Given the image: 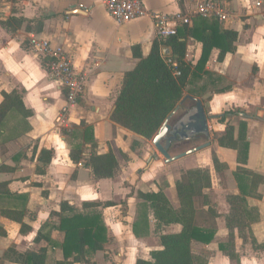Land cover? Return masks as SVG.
<instances>
[{
    "label": "crops",
    "instance_id": "crops-1",
    "mask_svg": "<svg viewBox=\"0 0 264 264\" xmlns=\"http://www.w3.org/2000/svg\"><path fill=\"white\" fill-rule=\"evenodd\" d=\"M36 1L44 10L39 16L0 13L1 20L15 17L33 21L50 16L43 21V29L44 24L50 21L56 23L53 37L43 29L28 36L27 22L12 32L0 25V104L3 101L2 94L17 93L25 109L31 112V116L27 118L30 130L19 138L0 145V184H5V190L10 195H14L11 199L0 200V264H25L27 252L35 249L33 240L39 227L45 222L54 224L58 222L52 214L60 212V205L63 202H68L80 211H83L84 203L100 204L97 209L107 229L108 243L102 250L96 251L89 257L88 264H136L137 260H149L150 252L160 247L157 244V247L151 248L148 242H152L157 234L177 233L181 227L177 224L162 225L155 234L154 220L149 214L148 233L142 232L139 237L133 234L132 227L137 220L140 203L133 199L138 191L145 193L159 191L157 183H154L156 176L160 174L159 163L152 160L151 151L145 157V151L148 149L146 139L115 124L110 120V115L123 83L124 73L132 70L137 63V59L132 55V47L139 46L142 57L150 53L155 39L150 35V31L156 36L153 24L149 19H143L117 25L108 17L100 0ZM143 1L150 12L167 15L191 13L194 3V0H150L151 4L148 6L146 0ZM223 1L233 17L221 25L225 29L238 32L237 27L241 26V23L237 17L239 11L235 6V0ZM260 6L261 2L257 0L248 7L257 9ZM80 8L85 15L71 13ZM31 36L46 39L52 45L61 47L70 59L74 71L84 77V88L78 99L77 108L69 115L64 125H57L55 119L64 102L65 93L50 80L45 61L29 48L25 38ZM261 42L264 43V40ZM189 45L192 43H187L186 51L190 48ZM194 47L195 65L200 57L201 45L195 42ZM166 52L170 53V50L166 49L162 53L163 56ZM214 53L218 56L219 52L214 49L208 61L215 56ZM227 55L229 54L225 55L223 61ZM253 58L257 64H261L258 57ZM237 60L241 61V59ZM185 61L187 62V59ZM128 62L131 66H127ZM258 74L264 78V61ZM229 76V80L233 81V74L230 73ZM203 77L204 75L197 80L199 85L196 84L197 81L193 83L192 87L198 94L195 93L190 97L199 99L202 106L210 110L213 115L217 114L216 110L229 111L227 109L232 105L242 104L246 108L257 106L259 102L254 94L259 89L264 93V87L257 83L254 75H251V79L247 81L244 92L237 87H232L231 91L210 89L206 86ZM209 98L211 99L208 102L202 101ZM245 124L249 150L244 167L264 177V119L255 121L251 117V120L246 119ZM85 131L88 133L84 134ZM133 141L140 143L138 147L141 149L133 152L131 150ZM77 144L82 145L81 159L78 163H73L69 155ZM92 144H95L97 155L105 154L109 150L113 153L119 165L114 178L92 177L85 161L90 155V153L85 154V148H90ZM43 149L52 151L48 164L39 161ZM209 152L211 148L201 151L202 154ZM214 152L219 161L227 165L225 174L229 176L228 180L238 166L236 151L216 146ZM44 183L53 188L48 189L47 200L43 196ZM84 186L89 188V199L77 202L67 198V188L71 187L77 191ZM121 197L124 199L119 201ZM247 200L251 207L257 208L260 221L251 224L246 236L264 240V197L260 200H249V198ZM1 210L21 211L22 222L30 229L25 234H21L20 224L2 216ZM31 213L32 218H30ZM215 223L217 231L210 244L193 242L191 245L192 251L194 247L203 252L210 251L208 256L205 253L193 252L203 260L202 264H264V250L256 252L251 250L249 256H243L240 248L243 244L236 230H234V250L238 259L227 258L219 248L229 240L225 218L220 211ZM225 236L226 242L215 244L219 237ZM51 238L54 242L61 243L63 235L53 231ZM52 254L57 257L53 264L62 259L58 248L50 249L46 264Z\"/></svg>",
    "mask_w": 264,
    "mask_h": 264
},
{
    "label": "trees",
    "instance_id": "trees-1",
    "mask_svg": "<svg viewBox=\"0 0 264 264\" xmlns=\"http://www.w3.org/2000/svg\"><path fill=\"white\" fill-rule=\"evenodd\" d=\"M49 17L33 21L15 17L1 20L0 17V25L5 30L12 32L24 22H27V29H30L31 24L35 22L38 27L37 32H40L43 21ZM189 39L201 45L200 57L194 66L185 61ZM237 40L238 33L225 29L217 20L193 16L190 25L177 28L176 36L166 39L155 38L150 53L146 57H142L139 46H133L132 55L137 59V63L132 70L123 75V83L116 96L110 120L143 139H153L171 113L177 107L184 108V103L180 105V102L185 97V89L188 88L189 91L186 96L198 94L192 86L195 81L207 73L205 66L211 52L214 49L218 50L217 61L222 62L226 54L235 53L234 43ZM163 48L170 50V53L166 52L163 56ZM167 59L177 63L180 72L178 77L173 75L171 68L166 64ZM2 97L0 145L27 133L30 130L27 118L31 116V112L25 109L17 93L2 94ZM186 102V107L194 109L193 102L189 100ZM235 114L237 113H232L229 110L216 116L215 120L217 123L224 124L228 116ZM244 128H246V124L240 123L235 138L233 128L229 127L225 134L217 139V146L220 148L236 151L238 164L233 176L239 193L227 197L230 214L225 217V226L228 230L229 240L227 244L219 247L231 260L238 259L234 250V230L238 227L251 226L250 220L253 222L259 220L257 208L251 207L247 198L260 200L264 197V177L244 167L249 150ZM87 133L85 131L84 134ZM90 140L89 138L88 141L90 142ZM174 144L177 143L170 142L167 148L168 152L173 146L177 147ZM139 145L140 143L133 141L131 150L134 151ZM178 145L181 144L178 143ZM81 147V144H77L71 149L69 157L73 163L80 161ZM91 148L92 151L87 158L86 166L92 177L94 179L114 178L119 170V165L111 150L105 154L97 155L95 144H92ZM51 156V150L43 149L40 152L39 161L42 164H48ZM212 166L215 171L227 169V165L220 162L216 155L212 156ZM5 186V184H0V200L11 199L14 196L5 190ZM210 187L211 177L208 170L194 169L182 173L175 183L179 201L178 208L171 206L161 190L158 192H137L136 197L140 201L139 213L132 227L136 237H139L142 232L148 233L149 214L154 220L155 234L162 225L177 224L181 229L177 233L157 234L156 238L160 249L151 251L149 260H137L136 264H202L203 260L194 255L191 245L193 242L203 245L211 243L217 231L215 219L218 214L211 208L200 213L194 207L193 199L202 195L206 200L203 191ZM1 195L7 196L1 197ZM99 206L100 204L96 203H84L83 211H80L69 205L68 202L61 203L60 212L52 214L58 219V222L56 224L45 222L39 227L33 240L35 249L27 252L25 264H46L50 249L55 248H58L62 255V259L56 261L55 264H88L89 257L96 251L102 250L108 243L107 229L103 223L102 215L97 209ZM1 214L20 224L21 234H25L30 229L22 222L21 211L1 210ZM30 218H32V213ZM53 231L62 233L61 243L52 240L51 233ZM236 231L244 245L247 239L246 232L238 229Z\"/></svg>",
    "mask_w": 264,
    "mask_h": 264
},
{
    "label": "rangeland",
    "instance_id": "rangeland-1",
    "mask_svg": "<svg viewBox=\"0 0 264 264\" xmlns=\"http://www.w3.org/2000/svg\"><path fill=\"white\" fill-rule=\"evenodd\" d=\"M27 1L29 2L27 3ZM255 1L257 0H235L236 3L235 6L239 11L237 13V17L241 23V26L237 27L238 40L236 41V43H234L236 47V51L232 55L231 54L227 55L225 60L221 64L220 62L217 61V57H218L217 53H214L215 56L212 57L211 61H208L206 63L205 71L207 73L204 75L203 79L206 81V86L209 87L210 89H220V90L228 89L229 91H231L232 87H237L242 92H244L247 87V81L251 79V75H254V79L257 81V83L261 84L262 87H264L263 84L264 78L262 75L258 74L260 71V67L264 61V43L261 42L264 40V0H259L261 2V6L258 7L257 9L249 8L248 6L254 3ZM146 4L149 6L151 4V1L146 0ZM43 12L44 10L39 7L36 0L34 1L33 0H0V13L15 14L16 16H23V15L39 16L43 14ZM55 24H56L55 22L53 23L52 21H50L47 24H44V29L43 28L42 29L45 30L44 32H46L47 34H51V37H53V33L56 28ZM37 29H38L37 23H33L30 26V29H27L26 32L28 33V36H30L34 34V32H36ZM150 35L156 38V36H154L151 31H150ZM29 39H30L29 37L25 38L28 46H29ZM188 42L189 44L192 43V45H189L190 48H188V51L186 53L187 54L186 59H187V63H190L191 66H194L193 62L195 59L194 57L196 56L195 54L196 49L194 47L195 42L192 39H189ZM253 57H258L261 64H257L256 60H254ZM237 59H241V61L239 62ZM127 66H131V63L128 62ZM230 73L233 74V78H234L233 81L229 80ZM255 74L257 76H255ZM196 84L199 85V81H197ZM210 86H213V88ZM261 91L262 89L261 90L259 89V91L254 94V96L257 98V101L259 102L257 106L254 107L249 106L246 108L245 105L238 104L229 107L227 110H231L232 113H237L238 115L235 114L228 116L224 124L217 123L215 121V117L210 118V116L220 115L226 111L220 109V111L217 112L216 110L217 114L213 115L212 113H210V110L202 106L204 109V113L207 115V117H209L208 119L209 128L207 135L205 137L198 138L197 141H191L185 148L178 149L177 151L173 150L169 152L171 155H176L188 149L208 143L209 146L206 148H211V152H209L208 154L201 153V151L206 149L204 148L203 150H200L199 152L194 153L192 155L186 156L181 160L166 164L164 158L153 147L151 143L152 139L147 140L148 143L146 142V145H148V149L145 151L146 152L145 157L146 155H148L149 151H151V156L153 158L152 160H155L156 162L159 163L158 170L160 169L159 170L160 174L156 176L154 183H157L159 190L164 192V194L166 195L167 199L169 200L173 208L179 207V201L175 190V183L179 179L180 175L189 170L207 169L209 173H212L210 174V177L212 179L211 187L210 189L203 191L204 195L206 196V200H204L202 195L194 197L193 199L194 207L200 213L205 212L208 208L213 209V211H215L216 214H219L220 211L221 215L224 218L228 214H230V208H229L230 206L227 203V197L232 194L239 193L237 188H235L237 184L233 176L234 173L232 174V177L230 176V178H228L227 180V177L229 176L225 174V170L215 171L212 166V156L213 155L217 156V154L214 152L217 146V139L220 136L224 135L225 131L229 127L233 128L234 131L233 135L235 137L236 134L238 133L239 124L246 123V119L251 120V117L255 121L264 119V93ZM238 92L241 93L240 91ZM188 93H189L188 88H186L184 91V95L186 96ZM210 99L211 98L205 101L202 99V101L208 102ZM184 105L186 106L187 102H184ZM244 134L246 136V128H244ZM139 148L141 149V147H138L134 149L133 152L139 150ZM91 151H92L91 147L85 148V154H88ZM197 154L200 155L196 156ZM85 161H87V159H85ZM43 185H45V189H43V196H45L46 197L45 199L47 200L48 198L46 193L49 192L48 189L52 190L53 188L49 187L46 183H44ZM151 187L152 185H150V188ZM66 194H67V198L73 201H77V202L81 200L84 201L85 199H89V188H86L84 186V187H80L77 191H74V189L69 187L67 188ZM123 199L124 197H121L118 200L122 201ZM249 200H255V199L249 198ZM133 201H139V199L135 197ZM253 217L255 216L253 215ZM259 221L253 222L252 220H250V223L253 225L258 223ZM237 229L248 232L250 231L251 227L250 226L246 228L238 227ZM226 241H227L226 236L222 238L219 237L215 244L217 245L221 242H226ZM238 241L240 240L238 239ZM148 243L151 248H154L157 247L158 241L156 240V238H154L152 239V242L149 241ZM240 248L243 256H249L248 253L251 250L253 252H256L257 250L259 251L264 250V240L249 236L246 239V244H244L242 247L240 246ZM193 252L202 253V254L205 253L206 256H208V254L210 253V251L203 252L201 251V249L195 247L193 248ZM56 258H57L56 255L52 254L48 264H53Z\"/></svg>",
    "mask_w": 264,
    "mask_h": 264
},
{
    "label": "built area",
    "instance_id": "built-area-1",
    "mask_svg": "<svg viewBox=\"0 0 264 264\" xmlns=\"http://www.w3.org/2000/svg\"><path fill=\"white\" fill-rule=\"evenodd\" d=\"M100 4L108 17L117 25L149 19L159 39L176 36L177 28L190 25L193 16L214 19L220 24L226 23L233 17L223 0H194L191 13L175 15L150 12L143 0H100ZM29 46L39 58L45 61L50 80L65 93L64 102L55 119L57 125H64L69 115L77 108L78 99L84 88V77L74 71L70 59L61 47L54 46L50 41L37 36L30 37ZM166 64L171 68L174 76L180 75L176 62L167 59Z\"/></svg>",
    "mask_w": 264,
    "mask_h": 264
},
{
    "label": "water",
    "instance_id": "water-1",
    "mask_svg": "<svg viewBox=\"0 0 264 264\" xmlns=\"http://www.w3.org/2000/svg\"><path fill=\"white\" fill-rule=\"evenodd\" d=\"M71 13L75 14H81L85 15L84 11L80 8L77 9ZM166 49L163 50L165 52ZM187 100L191 101L194 103V116L190 118V120L195 121L196 123L192 124L193 127H197V130L194 132V134H207L208 133V119L207 115L204 113V109L202 107V103L199 99L190 97V96H185L182 101L180 102V105H183L184 102ZM180 107H177L171 115L165 120L163 125L159 128L155 136L153 137L151 143L155 150L164 158L165 163L169 164L172 162H175L179 159H182L186 156L192 155L194 153L199 152L200 150H203L204 148L208 147L209 144H203L196 146L194 148L188 149L186 151H183L179 154L176 155H171L168 151L167 148L170 145L171 142V137H168V134L171 133V130L173 129V123H171V119L173 116L179 111ZM211 118V117H210ZM175 129V128H174Z\"/></svg>",
    "mask_w": 264,
    "mask_h": 264
},
{
    "label": "flooded vegetation",
    "instance_id": "flooded-vegetation-1",
    "mask_svg": "<svg viewBox=\"0 0 264 264\" xmlns=\"http://www.w3.org/2000/svg\"><path fill=\"white\" fill-rule=\"evenodd\" d=\"M194 109L192 107H186L179 109L177 115L171 119L173 123V129L171 133L168 134V137H171L173 143H177L173 146L169 152L177 151L178 149L185 148L191 141H197L198 138L205 137L207 134H194L197 130V127H193L192 124L196 123L193 120H190L194 116ZM175 128V129H174ZM178 143L181 145L179 146Z\"/></svg>",
    "mask_w": 264,
    "mask_h": 264
}]
</instances>
